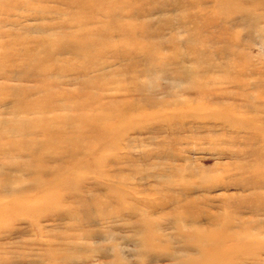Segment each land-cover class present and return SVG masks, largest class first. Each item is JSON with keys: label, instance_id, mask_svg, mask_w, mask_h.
Here are the masks:
<instances>
[{"label": "rangeland", "instance_id": "obj_1", "mask_svg": "<svg viewBox=\"0 0 264 264\" xmlns=\"http://www.w3.org/2000/svg\"><path fill=\"white\" fill-rule=\"evenodd\" d=\"M200 259L264 264V0H0V264Z\"/></svg>", "mask_w": 264, "mask_h": 264}, {"label": "bare ground", "instance_id": "obj_2", "mask_svg": "<svg viewBox=\"0 0 264 264\" xmlns=\"http://www.w3.org/2000/svg\"><path fill=\"white\" fill-rule=\"evenodd\" d=\"M32 60V59H31ZM207 237V236H206ZM205 237V238H206ZM199 238H201V237H199ZM203 239H199L197 242H196V247H199L200 249H201V251H200V254H201V257H202V261H204V259L206 258V255L207 254H213L212 252L214 251V255H216V256H218L219 255V253H217V248H216V246L217 247H219L218 246V241H215V240H213V237H211V236H208L207 238H206V242H207V248L208 249H206L205 247H203V241H202ZM222 254V253H221ZM213 255V256H214ZM226 255V254H225ZM222 257H224V254H222ZM201 261V259H200V261H198V263L197 264H204V262H202Z\"/></svg>", "mask_w": 264, "mask_h": 264}]
</instances>
